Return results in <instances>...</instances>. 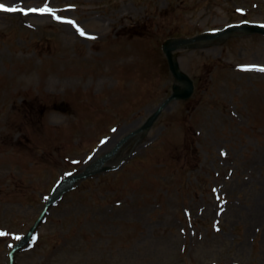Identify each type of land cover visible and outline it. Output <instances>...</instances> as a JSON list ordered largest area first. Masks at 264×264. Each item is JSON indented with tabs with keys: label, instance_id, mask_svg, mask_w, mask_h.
I'll use <instances>...</instances> for the list:
<instances>
[{
	"label": "rangeland",
	"instance_id": "rangeland-1",
	"mask_svg": "<svg viewBox=\"0 0 264 264\" xmlns=\"http://www.w3.org/2000/svg\"><path fill=\"white\" fill-rule=\"evenodd\" d=\"M0 3V264H264V0Z\"/></svg>",
	"mask_w": 264,
	"mask_h": 264
},
{
	"label": "water",
	"instance_id": "water-1",
	"mask_svg": "<svg viewBox=\"0 0 264 264\" xmlns=\"http://www.w3.org/2000/svg\"><path fill=\"white\" fill-rule=\"evenodd\" d=\"M256 31H262V29L260 28H257ZM194 39H199V38H194ZM192 39L190 40H177L175 41V44H178V43H185V42H188V41H191ZM172 48H166V54H167V57H168V61H169V66L174 74V76L177 78V79H186L188 81V84L189 86L184 90V92L182 93H179V94H176L175 96H180V97H188L191 92H192V89H193V85H192V82L190 80H188L187 76L182 74V73H179L175 70V66H174V63H173V60L171 58V54H170V51H171ZM174 96H172L171 98H173ZM159 110L157 112L154 113V115L150 118V120H153L156 115L158 114Z\"/></svg>",
	"mask_w": 264,
	"mask_h": 264
},
{
	"label": "snow or ice",
	"instance_id": "snow-or-ice-1",
	"mask_svg": "<svg viewBox=\"0 0 264 264\" xmlns=\"http://www.w3.org/2000/svg\"><path fill=\"white\" fill-rule=\"evenodd\" d=\"M0 10H4V11H20V12H28V11H36V12H47V13H51L53 15H55V10L52 9L51 7H49L47 4H45L43 7L40 8H30V9H26L20 5H7L4 3H0ZM57 19H65L64 17H60V16H56ZM72 23H75V21H71ZM79 28V26H77ZM81 34L83 33V29H80ZM246 67H258L255 65H251V66H246Z\"/></svg>",
	"mask_w": 264,
	"mask_h": 264
},
{
	"label": "bare ground",
	"instance_id": "bare-ground-1",
	"mask_svg": "<svg viewBox=\"0 0 264 264\" xmlns=\"http://www.w3.org/2000/svg\"><path fill=\"white\" fill-rule=\"evenodd\" d=\"M36 13H39V14H41L42 16H51V14L50 13H47V12H36ZM33 14H35L34 13V11H28V12H26V15H33Z\"/></svg>",
	"mask_w": 264,
	"mask_h": 264
}]
</instances>
